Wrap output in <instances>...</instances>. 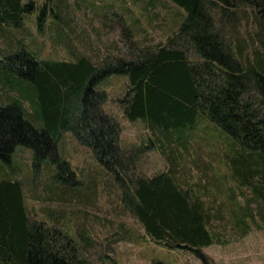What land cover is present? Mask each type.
Masks as SVG:
<instances>
[{"label": "trees", "instance_id": "16d2710c", "mask_svg": "<svg viewBox=\"0 0 264 264\" xmlns=\"http://www.w3.org/2000/svg\"><path fill=\"white\" fill-rule=\"evenodd\" d=\"M168 1L184 12L183 23L164 44L133 59L108 56L95 66L85 57L75 62L38 60L24 48L0 54V74L33 85L44 122L43 127H34L18 100L0 104V158L9 163L16 147H25L32 151L36 168L47 161L56 167L58 181L75 185V173L57 149L62 133L72 132L114 176L121 187L122 207L152 242L188 251L207 264L202 249L217 242L211 223L223 220V211L241 236L251 229V222L258 229L264 224V0ZM33 10L31 1L0 0V27H21L23 15ZM240 10L253 13L256 42L251 38L250 44L238 35L235 11ZM44 13L45 8L38 20L40 31ZM112 75L128 79L126 94L118 100L124 117L163 133L167 144L182 147L185 134L203 116L220 127L233 140L234 152L227 162L237 188L249 191L247 204L236 202L230 188L233 206L222 203L213 213L200 195L171 174L130 176L138 153L125 154L120 148L119 123L103 111L107 95L96 89ZM0 264L87 262L66 233L29 221L19 181L1 179Z\"/></svg>", "mask_w": 264, "mask_h": 264}, {"label": "rangeland", "instance_id": "374dc122", "mask_svg": "<svg viewBox=\"0 0 264 264\" xmlns=\"http://www.w3.org/2000/svg\"><path fill=\"white\" fill-rule=\"evenodd\" d=\"M29 1L34 10L23 15L21 27H0V54L24 48L38 60L75 62L85 57L99 66L108 56L128 60L140 52L154 51L185 18L184 12L168 0L24 3ZM44 8L40 31L38 20ZM235 13L238 35L250 44L251 38L256 42L258 25L251 10ZM2 79L0 74V104L20 101L25 119L34 127H43L33 85L15 76ZM127 88L128 79L123 75H112L96 86L107 95L103 111L119 123L120 148L125 154L138 153L130 176L171 174L185 189L200 195L213 213L222 203L227 208L233 206L228 199L230 188L236 192V202L243 207L247 204L249 191L243 188L240 194L227 162L234 152L233 140L220 127L203 116L193 133L185 134L188 137L182 147L167 144L163 133L141 120L129 122L124 117L118 100ZM57 149L74 171L77 184L58 181L56 167L47 161L36 168L32 151L25 147H16L9 163L0 158V180L20 182L30 222H44L66 233L87 264H203L188 251L168 250L146 236L140 223L122 207L121 187L114 176L72 132L62 133ZM250 204L256 213L254 203ZM222 216L223 220L211 223L217 242L202 249L207 264H264V224L258 229L247 219L251 229L241 236L228 212L223 211Z\"/></svg>", "mask_w": 264, "mask_h": 264}]
</instances>
